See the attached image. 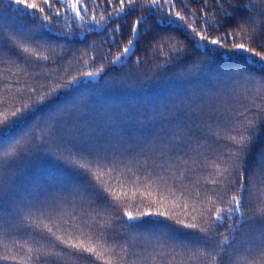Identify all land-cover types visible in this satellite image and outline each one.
<instances>
[{
    "label": "snow or ice",
    "instance_id": "snow-or-ice-1",
    "mask_svg": "<svg viewBox=\"0 0 264 264\" xmlns=\"http://www.w3.org/2000/svg\"><path fill=\"white\" fill-rule=\"evenodd\" d=\"M198 2L209 10L214 7L208 0ZM0 3L14 6L13 11L38 20L42 29L37 32L35 28H31L25 34L17 30L6 33L0 28V55L6 53L25 61L30 55L37 61H47L48 55L42 56L34 47L28 46L35 45L38 48L47 45L51 52L63 59L73 52L72 49L65 52L67 43L74 40L83 43L88 36L97 35L103 43L111 45L101 57L114 66L110 71L128 68L129 61L138 66V52H160L171 42L178 46L169 49L171 57L163 54L165 65L182 66L184 61L190 59L192 68L201 72H204V68L199 66L204 65L208 74L215 79L216 91L227 97V101H221L222 108H218L213 98L208 106H204V100L208 97L202 96L199 102L185 103L178 111L181 116L191 120L192 125L198 129L200 139L207 141L211 138L218 147H225L221 141L228 142V158L223 165V172L227 173L224 180L227 181L228 189L235 192L228 201L229 207H216L214 210L209 208L206 214L202 213V223H185L159 207L154 212H139L136 216L129 212L125 204L128 191L112 175L114 172H122L119 164H124L125 168H129V165L117 158L121 148L108 139L110 133L103 124L95 121L92 116L95 109L83 98L84 91L90 87L87 81L100 77V73L105 72L101 65L96 72H86L82 77L66 82L69 87L63 93L58 91L62 87L59 84L48 87L46 92L43 90L44 85L39 90L33 88L31 91L37 93V96L29 97L33 101L31 104L25 103L0 114V197L6 191L13 190L12 173L21 159L34 154L37 148L45 152L54 149L79 177V181L72 185V194L79 197L82 204L92 208V212L87 213L88 218L82 221L85 228H91L94 222L100 229H109L113 240L124 239L112 224H130L137 228L144 223L141 217L145 214L153 218L152 223H160L157 218L164 217L182 225L184 229L197 230L191 235L197 237L208 251L189 249L192 251L190 259L197 258L198 255L205 257L209 264L216 262L217 257L218 264H224L225 259L230 264H247L241 257L229 254L228 247L231 244L228 236L216 232L228 219L234 218L233 223L228 225L232 233L242 232L245 225L259 226L257 247L264 251V199H260L255 206L249 204V185L254 183L252 178L264 175V148L256 150L260 137L264 136V7H258L257 0H215L217 10H201L202 23L198 26H193L188 22V16L176 10L175 0H40L39 3L36 0H0ZM260 3H264V0H260ZM101 4L104 5L103 9L97 11ZM62 20L79 23L85 29V34L68 29L56 33L58 39H50L48 34L54 31L53 26L61 24ZM181 36L183 39H180ZM59 41L66 43L61 44ZM184 41L189 43L185 44ZM88 47L95 48V41ZM200 56L205 59H199ZM93 62L95 63V58ZM165 65L159 67L163 69ZM241 98L246 101L259 98L260 103L246 104L242 106V110L237 109L233 100ZM38 113L41 116L40 122L29 123ZM169 122L187 126L179 116ZM191 143L189 141L177 147L183 151ZM196 143L199 146V141ZM184 156H188V152H184ZM176 161H182L178 154ZM145 170H148L147 163ZM246 174L249 177L247 182ZM109 179L115 180V183H109ZM211 183L215 184L216 181ZM12 204V209L0 207V218L8 211L9 229L16 227L12 222L18 218L15 209L25 206L15 200ZM29 206L35 208L37 205L33 203ZM48 207L55 208V201L51 205L41 204V214ZM93 212L100 217L99 220L93 221ZM31 216L32 213L29 212L28 217ZM28 217L24 218L25 222ZM45 228L62 246L60 251L54 253L56 259L53 264H59L64 249L74 250L72 254L77 258L87 259L91 256L100 260L105 257V252L98 251L97 246L91 243L74 241L70 235L68 238L56 236L51 227L45 225ZM100 234L107 240L108 233ZM218 236L222 239L217 240ZM232 240L235 241V235ZM118 246L119 252H116L115 247L112 248L117 256V264H122L124 260L135 264V253H127L124 245ZM120 253L124 255L121 256ZM52 254L51 251L48 253ZM248 254L252 255V250ZM14 258L0 257L2 260ZM36 258L39 259L40 256L37 255ZM107 264H112V260L109 259Z\"/></svg>",
    "mask_w": 264,
    "mask_h": 264
},
{
    "label": "trees",
    "instance_id": "trees-1",
    "mask_svg": "<svg viewBox=\"0 0 264 264\" xmlns=\"http://www.w3.org/2000/svg\"><path fill=\"white\" fill-rule=\"evenodd\" d=\"M208 2L214 5L211 10L198 0H175V8L188 16L189 23L198 26L202 23L201 10H217L215 0ZM257 6L264 7V3L257 0ZM103 7L101 4L97 11ZM13 8L0 3V28L4 32L17 30L27 34L31 28L42 31L38 20L13 11ZM53 28L54 31L48 34L52 40L58 39L56 33L68 29L85 34V29L77 22L62 20L61 24ZM93 41L96 47H88ZM28 46L34 47L42 56L48 55L49 59L37 61L29 55L25 61L6 53L0 55V114L25 103L31 104L33 101L29 97L37 96L31 91L33 88L39 90L44 85L43 90L46 92L48 87L59 84L62 87L58 91L63 93L69 87L66 82L82 77L86 72H96L103 65L108 74L101 72L102 78L95 77L87 81L90 87L84 91L83 98L95 109L92 113L95 121L103 124L110 133L108 139L121 148L117 158L129 165V168H125L124 164H119L122 172L112 174L128 191L125 200L127 210L136 216L139 212H154L159 207L185 223H202V213L206 214L207 209L229 207L228 201L235 192L228 189L227 181L224 180L227 173L223 172V165L228 158V142L221 141L225 147H218L211 138L207 141L200 139L198 129L191 120L181 116L178 111L185 103L199 102L202 96L208 97L204 100V106H208L213 98L218 108H222L221 101H227V97L216 91L215 79L208 74L204 65L199 66L204 68V72L193 69L190 59L184 61L182 66L165 65L163 54L172 56L169 49L178 46L174 42L160 52L140 51L137 53L140 58L138 66L129 61L128 68L115 71H110L114 66L101 59L104 50L111 45L103 43L97 35L88 36L83 43L79 40L67 43L65 52L68 49L73 52L63 59L51 52L47 45L38 48L35 45ZM199 59L204 60L205 57L200 56ZM160 65H165V68L161 69ZM233 103L235 108L242 110L243 105L259 104L260 100L246 101L241 98L234 99ZM177 116L186 127L169 122ZM40 120L38 113L29 123H39ZM165 140L168 143H163ZM173 141L176 143L173 144ZM189 141L192 143L183 151L177 147ZM260 148H264V136L260 137L256 150ZM184 152H188V156H184ZM177 154L182 157L179 163L176 161ZM145 163L148 170H145ZM248 179L246 174L245 182ZM252 179L254 183L249 185V204L255 206L260 199H264V175ZM213 180L215 184L211 183ZM78 181L76 173L64 163V157L54 149L45 152L37 148L34 154L18 162L12 173L13 190L6 191L0 197V207L12 209L13 200L25 206L15 209L18 218L12 221L16 225L14 229L7 226L8 211L0 218V257H15L0 259V264H53L56 259L54 253L60 251L62 246L47 233L45 225L51 227L56 236L68 238L70 235L74 241L83 240L85 244L91 243L97 246L98 251L105 252L103 259L95 260L91 256L87 259L77 258L72 254L74 250L64 249L59 264H107L109 259L112 264H117V256L112 248L115 247L116 252H119L118 245H124L127 253H135V264H209L205 257L197 255V258H189L197 248L208 251L197 237L191 235L197 230L184 229L182 225L164 217L157 218L160 223H152L153 218L145 214L141 217L144 223L137 228L130 224H112L124 239L113 240L109 229H100L94 222L91 228H85L82 221L88 218L87 213L92 212V208L82 204L80 198L72 194V185ZM109 183H115V180L109 179ZM59 197L62 198L57 199ZM53 201L56 207H48L41 214L40 205H51ZM33 203L37 205L35 208L29 206ZM29 212L32 213L31 217H28ZM25 217H28L27 222L24 221ZM99 219L93 212V221ZM233 221L234 218L228 219L223 227L216 229L217 234L228 236L231 244V247L221 246L228 247L229 254L241 257L247 264H264V251L259 250L256 241L259 226L245 225L242 232L232 233L228 225ZM101 232L108 233L107 240ZM233 235L235 241L232 240ZM219 239L222 237L218 236ZM249 250H252V255L248 254ZM50 251L52 255H48ZM218 261L219 257L213 264H218ZM122 264L129 262L124 260ZM224 264L230 262L225 259Z\"/></svg>",
    "mask_w": 264,
    "mask_h": 264
}]
</instances>
